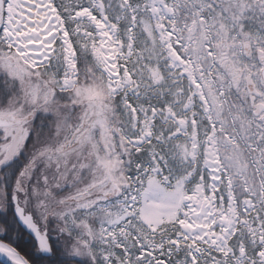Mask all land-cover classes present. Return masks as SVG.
Segmentation results:
<instances>
[{"label":"snow or ice","instance_id":"snow-or-ice-1","mask_svg":"<svg viewBox=\"0 0 264 264\" xmlns=\"http://www.w3.org/2000/svg\"><path fill=\"white\" fill-rule=\"evenodd\" d=\"M0 264H264V0H0Z\"/></svg>","mask_w":264,"mask_h":264}]
</instances>
